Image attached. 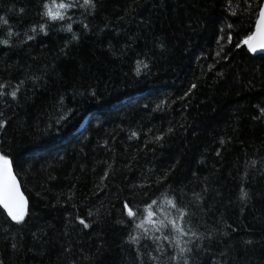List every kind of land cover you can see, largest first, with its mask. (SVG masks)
Segmentation results:
<instances>
[{
    "label": "trees",
    "instance_id": "trees-1",
    "mask_svg": "<svg viewBox=\"0 0 264 264\" xmlns=\"http://www.w3.org/2000/svg\"><path fill=\"white\" fill-rule=\"evenodd\" d=\"M43 2L0 0V82L23 81L0 97V151L27 199L20 223L0 205V261L183 264L145 219L175 196L204 236L195 264H264V54L243 43L260 0H94L47 34Z\"/></svg>",
    "mask_w": 264,
    "mask_h": 264
},
{
    "label": "snow or ice",
    "instance_id": "snow-or-ice-1",
    "mask_svg": "<svg viewBox=\"0 0 264 264\" xmlns=\"http://www.w3.org/2000/svg\"><path fill=\"white\" fill-rule=\"evenodd\" d=\"M229 6H231V0H228ZM84 8L86 11L91 9L95 10L96 4L94 0H83L81 4L79 0H44L42 3V12L40 13L42 19L46 18L45 23H41L39 25V30L47 34L46 25L48 22H56V21H64L66 19V15L70 9L73 8ZM24 9L21 8L20 12H23ZM258 19L255 22V31L251 35H246L243 39V43L247 45L248 50L251 52H257V49H264V0H260L257 4ZM232 14L235 15L236 12L233 9ZM68 20H71V16H67ZM0 21L4 25H8V20L0 17ZM84 28H87L88 25H83ZM229 28L232 25L228 26ZM62 30L67 32H72V24L68 23L65 28ZM32 32H36L37 28L33 26L31 28ZM222 31V30H221ZM8 36H12L13 32L11 29L8 30ZM19 35V33H16ZM75 33H73V39H76ZM27 39H34L33 36L28 35ZM232 36L231 33L228 34L227 40L231 41ZM255 42V43H254ZM0 44L9 45L8 39L0 40ZM239 46V45H237ZM147 67V65H145ZM139 72V67L137 68ZM23 84V81H20L16 85H10L8 82H0V97L9 96L11 99L15 100L17 98V93L20 91V87ZM196 85L193 84L194 88ZM10 88L11 90L5 92V89ZM95 95V93H93ZM159 107V106H157ZM260 112L264 114V108L260 109ZM3 113H0L2 116ZM7 122L5 120H0V128H3ZM169 131H172L169 129ZM135 136L136 133H133ZM162 139V137H157V140ZM221 143H224L221 141ZM219 155V153H217ZM255 161L252 162V165H255ZM20 164H17L19 167ZM112 165L109 164L107 169L104 172V175L101 177V180H105L108 177V172L111 170ZM247 175V173H245ZM106 186V185H105ZM197 201L201 199L199 194L194 193ZM248 193L243 188H241V200L248 199ZM71 199V197H69ZM165 200L167 204L170 206V209L166 210L164 207L158 204L156 199L150 201L145 205L146 217L148 224L152 226L155 232H162L164 229H169L171 232L175 233V239H171L170 236H164L163 239L169 241V243L173 244V246L177 249L176 256L171 257L172 259L180 260L183 264H195L193 260V256L198 253H194V249L205 250L204 245L202 244V240L204 236L195 231L191 226V221L186 219L189 216L187 211V205H181L177 201L176 197L173 196L171 198L165 196ZM0 205L3 206L4 209L7 210V215L11 217L12 221L20 223L24 220L27 206V199L24 196V193L20 190L19 181L17 179L16 174L13 171V161L9 157V155L0 151ZM155 206V208H154ZM123 209L126 210V217L128 224H136L137 229H142L143 234L145 236L150 232V228L146 226L145 219H140L139 223H136L138 218L139 209L133 210L132 207L129 206L127 202L123 204ZM174 210L175 215H172V211ZM142 214V213H141ZM88 215L91 216L92 212L89 211ZM157 215L160 216V219H156ZM79 219V223L83 225L84 228H89L90 224L86 223L84 219L77 217ZM121 223H125V221H121ZM211 237V233L208 234ZM224 235H228V233H224ZM188 237V239H184ZM154 241L159 240L160 237H153ZM129 240L133 244H138L140 237L136 235H130ZM245 243L251 244L252 241H246ZM13 248L16 247L15 244L12 245ZM157 250H160L159 245H157ZM137 254H140L139 248H137ZM223 255V253L221 254ZM152 259H156V257H152ZM0 264H3V261H0Z\"/></svg>",
    "mask_w": 264,
    "mask_h": 264
},
{
    "label": "water",
    "instance_id": "water-1",
    "mask_svg": "<svg viewBox=\"0 0 264 264\" xmlns=\"http://www.w3.org/2000/svg\"><path fill=\"white\" fill-rule=\"evenodd\" d=\"M258 19V18H257ZM254 31H255V27H254ZM253 31V32H254ZM255 43V42H254ZM247 46V45H246ZM248 49V48H247ZM249 52L252 54V55H259V54H264V49H260V48H258L257 49V52H251L250 50H249ZM13 171H14V168H13ZM14 173H15V171H14ZM16 174V173H15ZM17 176V175H16ZM18 179V178H17ZM19 181V180H18ZM19 185H20V183H19ZM20 190L22 191V189H21V186H20ZM23 192V191H22ZM25 196V195H24ZM26 198V197H25Z\"/></svg>",
    "mask_w": 264,
    "mask_h": 264
},
{
    "label": "bare ground",
    "instance_id": "bare-ground-1",
    "mask_svg": "<svg viewBox=\"0 0 264 264\" xmlns=\"http://www.w3.org/2000/svg\"><path fill=\"white\" fill-rule=\"evenodd\" d=\"M247 47V46H246Z\"/></svg>",
    "mask_w": 264,
    "mask_h": 264
}]
</instances>
